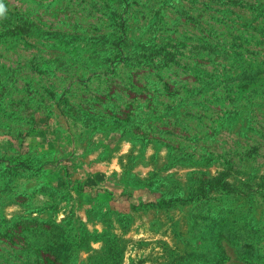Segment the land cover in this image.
I'll use <instances>...</instances> for the list:
<instances>
[{
    "label": "rangeland",
    "instance_id": "rangeland-1",
    "mask_svg": "<svg viewBox=\"0 0 264 264\" xmlns=\"http://www.w3.org/2000/svg\"><path fill=\"white\" fill-rule=\"evenodd\" d=\"M0 2L6 9L0 18V221L55 216L59 222L65 205L54 208V188L48 179L40 180L41 167L55 164L41 163L39 154L43 143L69 154L72 137L79 141L75 148L84 145L81 137L87 133L80 126L69 127V96L81 101V90L88 91V108L98 116L99 94L112 80L105 77L112 67L118 68L121 88L131 81L137 87L152 81L156 88L157 77L146 76L142 65L134 66L140 44L158 46L194 34L174 24L176 7L208 10L223 8L226 1ZM201 18L215 23L212 13H202ZM151 23L159 29L151 30ZM216 31L213 38L228 44L224 28ZM196 34L201 40L210 38V33ZM239 37L249 38L245 33ZM248 46V53L233 63L219 58L217 68V59L201 65L206 71L217 69L226 82L225 91L217 93V108L230 113L219 114L211 131L200 130L201 138L194 142L169 139L185 151L184 163L192 169L153 179L160 204L121 208L117 202L125 193L88 194L87 187L101 180L91 178L92 184L84 180L82 169L71 170V161H83L80 149L75 150L69 159V250L59 256L60 264H215L218 259L221 264H264V45ZM226 54L227 48L218 49L219 57ZM122 99L128 97L123 94ZM162 121L155 130L164 126ZM91 130L95 136L96 128ZM90 157L89 162L95 160ZM202 178L214 180L203 191ZM108 180L116 183L115 177ZM3 225L0 222V232ZM13 247L0 237V264L34 260Z\"/></svg>",
    "mask_w": 264,
    "mask_h": 264
},
{
    "label": "crops",
    "instance_id": "crops-1",
    "mask_svg": "<svg viewBox=\"0 0 264 264\" xmlns=\"http://www.w3.org/2000/svg\"><path fill=\"white\" fill-rule=\"evenodd\" d=\"M225 1L223 8L208 10H202V6L199 10L176 7L174 24H183L187 32L192 31L194 34H188L177 41L164 42L163 47L165 52H169V56L152 55L146 61L142 57L133 56L134 66L140 63L146 76L157 77L156 88L152 81L146 82L143 87H137L131 81L130 85L121 88L118 68L112 67L111 72L105 74L107 80H112L107 81L108 86L99 94L102 100L99 102L101 112L98 116L93 117L88 108V91L81 90L84 95L81 101H71L69 96V127L80 126L87 135L81 137L84 143L81 148L73 146L74 142L79 144L78 140L69 138V154L67 151L62 154L60 149H54L46 143L41 146L40 162L44 164L53 160L55 166L50 163L41 167L40 180L48 179L54 188L55 199L50 204H55L54 208L57 209L59 204H64L66 210L60 213L62 219L59 222L55 221V216L36 220L59 226L69 242V159L78 149L83 161L75 164L71 161V170L82 169L84 180H101L94 187H87L88 194L102 195L110 193L109 191L125 193L124 197L120 196V203L117 202L121 208L125 205L147 207L156 204L159 201L154 197L156 184L153 179L156 176L174 174L172 172L178 169H192L190 164L184 163L187 158L185 151L180 150L178 145H173L169 139L194 142L201 138L200 130L211 131L212 120H216L219 114L230 113L217 108V93L225 91L226 82L219 78L217 69L206 71L201 65H211L212 60L217 59L214 61L217 68L219 58L220 61L233 63L236 58L242 59L241 55L248 53V44L264 45V0ZM202 13H212L215 23L209 25L201 21ZM157 26L158 24L151 23V30H158ZM219 26L226 31L228 44L224 45L213 38L218 33L216 30ZM180 30L183 31L184 28ZM196 32L210 33L206 35L215 42L212 43L210 38L201 40ZM243 33L249 38L239 37ZM205 47L210 50L209 53L203 49ZM220 47L227 48L228 54L219 57ZM127 59L130 57H123L121 60ZM161 73L165 74L164 77L160 76ZM237 74L230 79H235ZM112 81L115 86L113 88L110 87ZM123 94L128 97L127 100L122 99ZM230 94L227 93L228 96ZM64 106L68 108V102ZM163 119L166 120L164 126L155 130L154 125H162ZM95 128L97 134L94 136L90 130ZM91 135L96 138L92 146L89 143ZM163 136L169 138L164 139ZM88 157L95 160L89 162ZM55 175L59 178L50 179V176ZM109 177H115L116 183H110ZM93 180L89 181L93 184ZM60 183L63 185L60 186ZM62 192L65 194L64 198Z\"/></svg>",
    "mask_w": 264,
    "mask_h": 264
},
{
    "label": "trees",
    "instance_id": "trees-1",
    "mask_svg": "<svg viewBox=\"0 0 264 264\" xmlns=\"http://www.w3.org/2000/svg\"><path fill=\"white\" fill-rule=\"evenodd\" d=\"M209 53L207 47L203 48ZM161 55L169 56V52H165L163 44L158 46L150 44L141 45L138 48L135 58L142 57L146 61L148 56ZM138 61V60H137ZM141 62V61H140ZM140 66V63H137ZM194 173H190L193 175ZM203 175V174H200ZM205 178L200 179L202 182L200 190H204L205 187L208 189L212 186L214 180L206 181ZM217 184V183H215ZM219 186L226 187V183H220ZM164 201V200H163ZM162 200H159L156 205L160 204ZM152 204L150 206H154ZM4 222V231L0 232V237L10 246H14V251L18 254L27 252L29 255H33L35 258L33 261L25 259L22 264H38L37 260L40 258L42 263L40 264H60L61 255H67L69 250V242L65 238L64 231L51 222H41L36 219L18 218L13 223L7 221ZM23 239V240H21ZM18 241L21 245L18 247ZM45 257L43 258V256ZM48 257H51L50 259ZM222 262L218 259L215 264H221Z\"/></svg>",
    "mask_w": 264,
    "mask_h": 264
},
{
    "label": "clouds",
    "instance_id": "clouds-1",
    "mask_svg": "<svg viewBox=\"0 0 264 264\" xmlns=\"http://www.w3.org/2000/svg\"><path fill=\"white\" fill-rule=\"evenodd\" d=\"M5 11L6 9L4 7V4L0 2V18L4 17Z\"/></svg>",
    "mask_w": 264,
    "mask_h": 264
}]
</instances>
